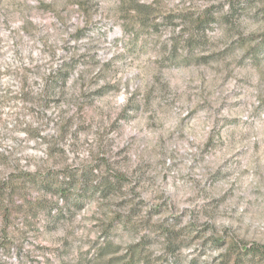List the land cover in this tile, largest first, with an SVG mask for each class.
I'll return each instance as SVG.
<instances>
[{
    "label": "rangeland",
    "instance_id": "rangeland-1",
    "mask_svg": "<svg viewBox=\"0 0 264 264\" xmlns=\"http://www.w3.org/2000/svg\"><path fill=\"white\" fill-rule=\"evenodd\" d=\"M251 247L264 0H0V264H264Z\"/></svg>",
    "mask_w": 264,
    "mask_h": 264
},
{
    "label": "trees",
    "instance_id": "trees-1",
    "mask_svg": "<svg viewBox=\"0 0 264 264\" xmlns=\"http://www.w3.org/2000/svg\"><path fill=\"white\" fill-rule=\"evenodd\" d=\"M38 179V178H37ZM40 187L44 188V189H55L56 192H59L60 194L66 195L67 193V187H69V185H74L75 180H73L72 178H70L69 180H60L59 182H55L57 180H54V177L51 178H47V177H41L40 176ZM66 187V188H65ZM247 247V246H246ZM245 255H255V254H259L262 255L264 257V247H251V248H246L245 249ZM238 258H240V255H237Z\"/></svg>",
    "mask_w": 264,
    "mask_h": 264
}]
</instances>
